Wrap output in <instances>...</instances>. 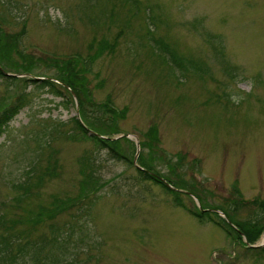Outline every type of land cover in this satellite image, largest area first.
I'll return each instance as SVG.
<instances>
[{
  "label": "rangeland",
  "instance_id": "374dc122",
  "mask_svg": "<svg viewBox=\"0 0 264 264\" xmlns=\"http://www.w3.org/2000/svg\"><path fill=\"white\" fill-rule=\"evenodd\" d=\"M12 35L20 52H5V70L55 76L54 60L78 58L90 100L126 116L102 137L118 141L114 156L78 132L74 95L0 77V109L30 92L0 136V235L32 239L14 256L0 250V264H264L214 211L193 214L264 223L250 203L264 200V0H0V48ZM141 156L161 181L141 177ZM166 178L189 189L177 197ZM55 200L67 207L39 219ZM55 234L38 259L40 237Z\"/></svg>",
  "mask_w": 264,
  "mask_h": 264
},
{
  "label": "trees",
  "instance_id": "16d2710c",
  "mask_svg": "<svg viewBox=\"0 0 264 264\" xmlns=\"http://www.w3.org/2000/svg\"><path fill=\"white\" fill-rule=\"evenodd\" d=\"M211 37V36H210ZM219 36H217L218 38ZM217 38L213 39L212 41L213 44L217 41ZM211 39V38H210ZM18 41L19 39L17 38L16 35H12L11 38H8V42L5 44V46H1L0 48V77H3L4 79H8L11 81H24L26 83H30V85L33 86H38L42 88H47L50 89L52 93H56L57 95H62L63 91L71 93L74 91L77 95L78 101H79V108H80V113L82 116V119H78L77 117L74 118L75 120V125L78 130V132L83 133L86 136H90L94 141H96L98 144L103 145L104 147H108L110 150H112L111 154L114 156L119 155L117 152V144L118 141H114L108 138H102L98 134H103L106 136H111L114 135L115 133L118 132V130L115 128L116 122L126 116V112L124 110H119L117 109L113 104L111 100H108L106 102H93L91 101L89 95L91 94L90 89L87 90L88 88L86 87V76L84 75V70L85 67L83 68L79 67V59L78 58H69L66 60H54V69L57 71V74L55 76H38V74L33 73V71L30 68L24 67V69L19 70L16 69V73H24L27 74L24 77H18L17 75H7L4 68L9 66L11 67L13 64H8L7 60H5L6 56V51L9 50L11 47L16 51V53L19 54L20 50L18 47ZM215 50L219 51V56L225 55L224 50L221 49L220 45H212ZM5 54V55H4ZM171 55V53H170ZM173 54L171 56V59L174 61L172 58ZM13 67V66H12ZM18 68V66H16ZM234 69V66L232 67ZM232 68L228 67L225 68L228 71L229 76L231 77H236V74H232L233 70ZM29 96L30 92L26 91L23 89L22 91H19L16 93V97L12 102L9 103L8 106L2 107L0 109V136L5 132L8 124L10 121H12L28 104H29ZM87 100H90L91 106H92V111L89 110L87 112L86 110V102ZM93 130L96 133H91L90 131ZM153 136L155 137V140L151 138V140L156 141L157 136L156 135V130L152 131ZM153 143L151 142V148L153 149ZM144 146V143H143ZM153 159V158H152ZM140 164L142 168H139V173L143 179H153V180H158L161 181V176L159 171H157V167L155 164L152 163V160L147 157V159L143 156L140 158ZM30 179L31 177H27L25 182H22L18 185L19 188L24 190V193L27 195L32 191L33 185H38L41 184L44 180V176L40 175L37 176V182L32 183L33 185L30 184ZM167 179V178H166ZM169 180V179H167ZM171 183H174V186H177L181 189H189L186 188L182 185L176 184L174 181L175 180H169ZM100 187V184L98 181H92L91 182V188L89 191L85 192V198L91 193L95 192L98 190ZM169 188V187H167ZM172 193L176 194L177 197H179V193L181 191L179 190H173L171 189ZM200 198V196H199ZM201 200V198H200ZM251 204L255 205L257 208L261 209L263 214H264V200H258L254 199L253 201L250 202ZM68 203H61L57 200L54 201L53 203V215L49 213V210L47 207H43L41 211L38 213L39 219L41 217L44 218V215L47 214L49 217L55 216L57 213H59L62 209H65L67 207ZM206 207V206H205ZM227 216L230 218V220L234 223V219L232 216L229 214V212L224 211ZM49 213V214H48ZM193 214H195L198 218L203 221V219L206 216H211V213L208 211L201 212V211H193ZM216 214L221 222H216L218 225L223 227L229 234L232 235L231 229L233 230V226L229 224L226 219H223L220 217L219 214ZM38 219V220H39ZM3 218L0 217V223H2ZM37 221V220H36ZM35 222V221H34ZM235 224V223H234ZM236 225V224H235ZM237 228L235 230L238 232V237H241L246 234L248 240L250 243H255L256 240L261 237V235L264 233V223H260L259 219L254 220L253 222H248L245 224L242 223H237ZM233 232V231H232ZM55 233V232H54ZM55 238H49V237H40L42 243L39 247V250H37V256L39 254L41 255L42 249H44L45 245L50 244V243H55L58 242L60 239L59 235L55 234ZM259 240V239H258ZM32 239L28 238L27 232H19L16 235H11L9 234H4L0 235V250H2V253H6L7 255L14 256V252L12 247L17 246V252L22 253L24 250H27V246L31 244ZM254 250H259L264 253V247L260 248H251ZM43 256V255H41ZM40 258H46L49 259L47 254H44L43 257H38Z\"/></svg>",
  "mask_w": 264,
  "mask_h": 264
},
{
  "label": "water",
  "instance_id": "95a60500",
  "mask_svg": "<svg viewBox=\"0 0 264 264\" xmlns=\"http://www.w3.org/2000/svg\"><path fill=\"white\" fill-rule=\"evenodd\" d=\"M8 75H10V73H8ZM74 94V96H75V98H76V95H75V93H73ZM128 136H130L129 134H128ZM103 137V136H102ZM137 146H138V150H137V154H136V157H135V163H137V159H138V156H139V153H140V145H139V141H138V138H137ZM221 214H223V213H221Z\"/></svg>",
  "mask_w": 264,
  "mask_h": 264
}]
</instances>
